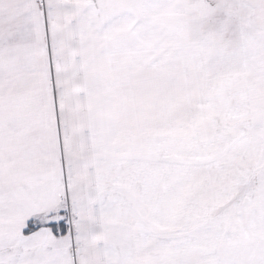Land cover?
I'll use <instances>...</instances> for the list:
<instances>
[{"label":"snow or ice","instance_id":"6c2138e0","mask_svg":"<svg viewBox=\"0 0 264 264\" xmlns=\"http://www.w3.org/2000/svg\"><path fill=\"white\" fill-rule=\"evenodd\" d=\"M0 264H264V0H0Z\"/></svg>","mask_w":264,"mask_h":264}]
</instances>
